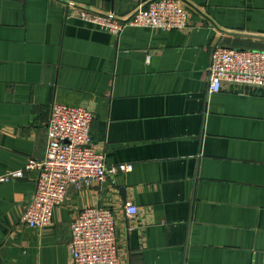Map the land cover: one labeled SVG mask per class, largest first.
Masks as SVG:
<instances>
[{
  "label": "crops",
  "instance_id": "0c3cea01",
  "mask_svg": "<svg viewBox=\"0 0 264 264\" xmlns=\"http://www.w3.org/2000/svg\"><path fill=\"white\" fill-rule=\"evenodd\" d=\"M156 1L0 0V175L45 158L55 102L87 107L105 163L131 167L70 187L40 230L22 222L36 172L2 184L0 264H73L90 206L115 211L126 264H264V87L209 81L215 47L264 51V0H179L186 29L119 35L80 16Z\"/></svg>",
  "mask_w": 264,
  "mask_h": 264
},
{
  "label": "built area",
  "instance_id": "2783aa9c",
  "mask_svg": "<svg viewBox=\"0 0 264 264\" xmlns=\"http://www.w3.org/2000/svg\"><path fill=\"white\" fill-rule=\"evenodd\" d=\"M80 16L116 35L130 25L173 30L186 29L189 23L187 11L179 0H158L135 11L127 20L117 19L113 13L102 15L86 10H81ZM209 81L212 92H219L225 83L264 87V51L215 47ZM93 118L87 107L53 103L45 158L29 161L25 169L0 175L1 186L23 178L25 170L36 172L34 199L22 217L26 227L40 230L50 226L70 187L90 186L131 169L126 164L109 167L105 163L103 154L92 143ZM124 208L128 218H136L140 213L130 202ZM71 228L69 249L73 264H126L121 259L113 209L86 207L73 220Z\"/></svg>",
  "mask_w": 264,
  "mask_h": 264
}]
</instances>
